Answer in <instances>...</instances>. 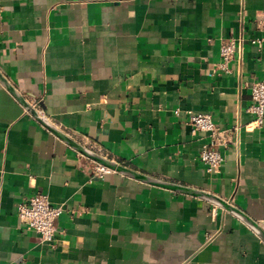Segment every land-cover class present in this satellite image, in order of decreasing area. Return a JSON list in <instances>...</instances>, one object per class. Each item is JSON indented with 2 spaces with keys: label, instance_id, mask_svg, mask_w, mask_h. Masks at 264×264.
Here are the masks:
<instances>
[{
  "label": "crops",
  "instance_id": "obj_1",
  "mask_svg": "<svg viewBox=\"0 0 264 264\" xmlns=\"http://www.w3.org/2000/svg\"><path fill=\"white\" fill-rule=\"evenodd\" d=\"M264 0H0V73L77 142L213 193L264 221ZM241 50L226 66L220 47ZM181 110L179 114L176 110ZM188 110L222 131L220 173ZM0 82V264H264V241L211 202L116 171L102 177ZM36 193L63 212L54 244L18 218Z\"/></svg>",
  "mask_w": 264,
  "mask_h": 264
},
{
  "label": "built area",
  "instance_id": "obj_2",
  "mask_svg": "<svg viewBox=\"0 0 264 264\" xmlns=\"http://www.w3.org/2000/svg\"><path fill=\"white\" fill-rule=\"evenodd\" d=\"M253 45L261 47L264 44V37L251 39ZM241 50V45L236 39H230L223 42L220 47V55L223 60L222 67L234 59L235 54ZM252 103L250 112H252L258 124L264 120V79L253 83L251 87ZM181 110H176L179 114ZM189 123L194 131L206 132L211 141L200 151V160L205 165L209 174H218L221 171L224 162V156L217 148L219 140L222 138V131L216 125L213 116L206 112H196L188 110ZM92 172L95 176H104L112 173L113 170L99 163H94ZM63 209L61 206H55L51 203L49 197L42 193H36L25 198L18 204L17 214L20 222L29 230L38 233L43 242L54 244L56 234V222L61 216Z\"/></svg>",
  "mask_w": 264,
  "mask_h": 264
},
{
  "label": "water",
  "instance_id": "obj_3",
  "mask_svg": "<svg viewBox=\"0 0 264 264\" xmlns=\"http://www.w3.org/2000/svg\"><path fill=\"white\" fill-rule=\"evenodd\" d=\"M0 82L10 90V92L17 98V100L26 108V110L34 116L43 126H45L50 132L56 135L58 138L63 140L69 146L74 148L76 151L80 152L87 158L93 160L96 163H99L103 166H106L113 171H116L120 174L128 176L130 178H134L136 180L142 181L144 183L161 187L164 189L172 190L175 192H180L186 195L198 197L204 200L211 202L212 204L227 210L232 213L242 222H244L247 226H249L254 232L258 234V236L264 241V221L257 222L253 220L249 215L240 210L239 208L233 206L226 200L220 198L219 196L203 191L195 188H191L188 186H184L181 184H177L174 182H169L166 180H162L159 178H155L153 176H149L140 172H136L127 166L120 164L119 162L110 159L106 156H103L92 149L82 145L81 143L74 140L70 137L66 132L57 127L53 122H51L44 114H42L35 106L30 104L0 73Z\"/></svg>",
  "mask_w": 264,
  "mask_h": 264
}]
</instances>
